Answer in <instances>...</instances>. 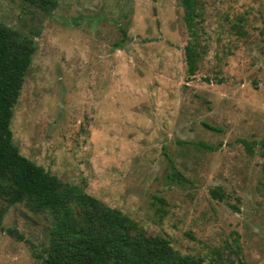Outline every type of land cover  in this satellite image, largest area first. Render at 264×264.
Wrapping results in <instances>:
<instances>
[{
	"label": "rangeland",
	"instance_id": "rangeland-1",
	"mask_svg": "<svg viewBox=\"0 0 264 264\" xmlns=\"http://www.w3.org/2000/svg\"><path fill=\"white\" fill-rule=\"evenodd\" d=\"M197 9L189 76L180 0H59L51 13L0 0V21L36 40L13 140L183 254L264 264V0ZM50 224L11 206L0 264H43Z\"/></svg>",
	"mask_w": 264,
	"mask_h": 264
},
{
	"label": "trees",
	"instance_id": "trees-1",
	"mask_svg": "<svg viewBox=\"0 0 264 264\" xmlns=\"http://www.w3.org/2000/svg\"><path fill=\"white\" fill-rule=\"evenodd\" d=\"M23 1L45 13L59 5V0ZM180 4L190 36L185 47L187 71L194 76L201 39L197 0H180ZM35 51L34 37L0 21V201L4 204L0 207V228H4L5 213L15 204L48 215L51 224L43 264H219L179 252L167 237L148 234L127 213L79 185L63 181L21 153L14 143L11 123ZM212 194L223 197L216 189ZM7 231L17 235L14 229Z\"/></svg>",
	"mask_w": 264,
	"mask_h": 264
}]
</instances>
